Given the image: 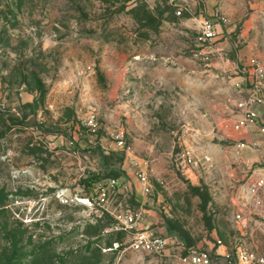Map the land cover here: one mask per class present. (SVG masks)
Here are the masks:
<instances>
[{
    "label": "rangeland",
    "instance_id": "1",
    "mask_svg": "<svg viewBox=\"0 0 264 264\" xmlns=\"http://www.w3.org/2000/svg\"><path fill=\"white\" fill-rule=\"evenodd\" d=\"M185 1L0 0V264H166L131 248L125 217L141 211L187 248L233 239L234 199L263 163L215 139V168L186 173L178 141L199 121L151 74L195 47ZM131 158L149 161L150 195Z\"/></svg>",
    "mask_w": 264,
    "mask_h": 264
},
{
    "label": "crops",
    "instance_id": "2",
    "mask_svg": "<svg viewBox=\"0 0 264 264\" xmlns=\"http://www.w3.org/2000/svg\"><path fill=\"white\" fill-rule=\"evenodd\" d=\"M184 5L193 15L182 19L186 27L197 28L199 20L210 17L216 9L221 10L229 22L218 27L220 34L213 43L216 52L210 63L195 59L192 53L164 61L151 60L155 69L151 74L156 75L153 79L167 86L169 95L176 93L186 99L182 109L185 120L189 121L194 114L199 121L195 129L186 122L183 124L184 130L193 131L186 133L189 137H180L179 145L195 147L200 153L212 155L215 161L217 144L212 143L215 139L255 142L259 143V149L248 146L243 149L244 155L250 161L264 163V139L260 140V135L264 134L258 128L249 132L233 129L237 118L234 112L238 110L236 102L247 98L253 88V59L264 63V0H187ZM138 62L142 66V59ZM190 96L195 102L188 100ZM253 108L264 119V104H254ZM262 168L258 167L251 174L258 175ZM249 175L248 171L242 191L247 187ZM234 201L238 209L241 197L238 195Z\"/></svg>",
    "mask_w": 264,
    "mask_h": 264
},
{
    "label": "built area",
    "instance_id": "3",
    "mask_svg": "<svg viewBox=\"0 0 264 264\" xmlns=\"http://www.w3.org/2000/svg\"><path fill=\"white\" fill-rule=\"evenodd\" d=\"M177 12L182 13L181 10ZM228 22V17L219 9L214 10L210 17L199 20L195 47L192 49L195 59L204 63L212 61L216 52L213 43L220 34L218 27ZM252 65L255 69L253 88L247 98H241L236 102L238 110L234 112L237 118L233 123V129L237 132H249L258 128L264 134V119L253 108L254 104H264V63L259 59H253ZM119 144L123 145L124 141L120 140ZM248 146L249 143L239 141L236 148L244 149ZM180 158L186 173L192 174L201 170L210 172L215 168L212 155L200 153L192 146L182 148ZM130 163L131 172L138 182L139 192L144 196L150 195L153 184L149 161L131 158ZM118 183L117 179H110L107 187H115ZM239 196L242 202L232 216L235 234L229 244L217 238L215 248L211 252L187 248L179 237L164 236L152 229L141 211L125 217L128 225L138 226L131 248L165 257L166 264H264V245L260 243L264 240V163L258 175H249L247 187L244 191L241 190Z\"/></svg>",
    "mask_w": 264,
    "mask_h": 264
},
{
    "label": "trees",
    "instance_id": "4",
    "mask_svg": "<svg viewBox=\"0 0 264 264\" xmlns=\"http://www.w3.org/2000/svg\"><path fill=\"white\" fill-rule=\"evenodd\" d=\"M39 253V252H38ZM37 252L32 254V263L33 264H38L37 260L41 259V255H39ZM41 263V262H40ZM39 263V264H40Z\"/></svg>",
    "mask_w": 264,
    "mask_h": 264
}]
</instances>
